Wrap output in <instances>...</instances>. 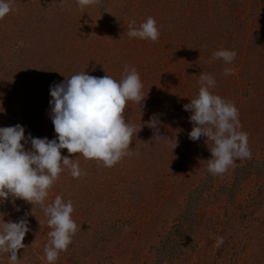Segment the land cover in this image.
I'll list each match as a JSON object with an SVG mask.
<instances>
[{"label": "rangeland", "instance_id": "rangeland-1", "mask_svg": "<svg viewBox=\"0 0 264 264\" xmlns=\"http://www.w3.org/2000/svg\"><path fill=\"white\" fill-rule=\"evenodd\" d=\"M14 8L0 19V126L55 138L50 86L77 73L119 80L128 65L143 84L144 104L130 100L124 112L140 129L115 165L61 149L84 174L65 170L48 189L45 204L70 200L78 226L54 264H264V0H99L85 8L14 0ZM148 16L157 38H130L129 24ZM221 48L237 52L231 64L213 58ZM201 72L216 79L210 91L235 103L252 153L218 175L208 171L214 142L189 139L192 113L183 107L198 96ZM154 115L158 129L147 123ZM21 218L30 231L17 264H48L43 207L0 202V224ZM9 256L0 252V264Z\"/></svg>", "mask_w": 264, "mask_h": 264}, {"label": "clouds", "instance_id": "clouds-1", "mask_svg": "<svg viewBox=\"0 0 264 264\" xmlns=\"http://www.w3.org/2000/svg\"><path fill=\"white\" fill-rule=\"evenodd\" d=\"M99 0H76L85 8ZM14 0H0V19L14 11ZM128 27V36L155 40L159 34L156 20L148 16L138 27ZM237 52L221 48L213 53L214 59H222L231 64ZM225 75L232 74L225 68ZM216 84L211 74H200L199 94L183 107L191 111L193 123L188 133L189 139L197 141L203 135L214 142L210 148L211 159L208 171L214 175L223 174L236 158H251L248 134L242 130L239 110L235 103L227 101L210 91ZM142 81L135 67L125 65L119 80L109 75L96 77L81 72L67 77L65 81L50 86L51 120L55 138L25 135V126H0V202L13 198L23 199L34 205L40 204L48 217L50 242L44 253L48 264H54L60 251H66L77 232V224L72 219L73 204L65 202L57 195L45 204L48 189L59 178L60 173L70 170L73 178L84 173L78 159L63 155L79 153L86 159L102 161L105 167H112L128 153L129 143L136 128L126 122L124 112L128 101L144 104ZM149 127L158 129L159 118L153 116L147 122ZM23 141V143H22ZM31 144L26 150L25 145ZM177 145L173 146V149ZM19 210V209H17ZM28 213H25V217ZM4 221V220H3ZM30 231L28 221H8L0 224V252L10 254V264H17L18 250L26 248L23 243ZM223 243L218 238L217 244Z\"/></svg>", "mask_w": 264, "mask_h": 264}]
</instances>
